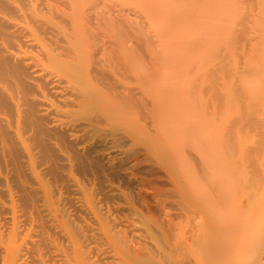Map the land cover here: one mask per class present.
I'll return each instance as SVG.
<instances>
[{
    "label": "bare ground",
    "instance_id": "6f19581e",
    "mask_svg": "<svg viewBox=\"0 0 264 264\" xmlns=\"http://www.w3.org/2000/svg\"><path fill=\"white\" fill-rule=\"evenodd\" d=\"M134 1L0 0V264H264V93L233 98L245 85L227 59L201 60L199 80L153 57L160 0L141 16ZM201 1L161 15L182 37L205 8L253 7V28L245 10L227 32L264 76V0ZM219 73L246 100L234 114Z\"/></svg>",
    "mask_w": 264,
    "mask_h": 264
},
{
    "label": "rangeland",
    "instance_id": "374dc122",
    "mask_svg": "<svg viewBox=\"0 0 264 264\" xmlns=\"http://www.w3.org/2000/svg\"><path fill=\"white\" fill-rule=\"evenodd\" d=\"M134 1V0H133ZM139 1V2H138ZM138 1H134L133 2V5H134V8H135V11L136 10H138V16L141 14V12H143V13H145L144 11H145V9H144V5L145 4H147L146 3V0H138ZM143 1V2H142ZM156 0H152V5H156V7L157 8H159V9H161V11L163 12V14H169V13H173V14H176V13H178L179 12V10L180 9H178L179 7H180V4H182V0L181 1H179L180 3H172V2H170V0H163V2H162V0H160V1H158L159 2V4L161 5H158V3H156L155 2ZM205 1V0H204ZM141 2V3H140ZM156 4H155V3ZM161 2V3H160ZM177 2V1H176ZM138 3V4H137ZM154 3V4H153ZM203 0L201 1V7L200 8H205L204 6H203ZM217 3V2H216ZM218 4V3H217ZM217 4H215V5H217ZM140 5V6H139ZM167 5V6H166ZM177 5L179 6V7H177ZM214 5V7L216 8V6ZM220 6H222L221 5V3L219 4ZM219 5H217V7L219 8ZM174 6V7H173ZM181 6H183V5H181ZM136 7L137 8H139V9H136ZM213 7V6H212ZM212 7H211V9H212ZM225 7V6H224ZM228 6H226L225 7V9L222 11V15L221 16H217L218 14L220 15V13H217L215 16H217L216 17V19H214L213 18V13H214V11L215 12H219L220 10L218 9V8H214L213 10V12H212V14H211V11H210V7H208L209 9L207 10L206 8H205V16H212L211 17V19H209V17L207 18L209 21H207L206 20V18H204L203 19V17L201 16V20L199 21V23L197 24V25H195V26H193L194 27V29H196V30H194V29H192L193 27H190L192 30H193V32L192 31H190L191 29L189 28V19L188 20H185L184 21V28H182V26H181V32L182 31H184V34H183V36L182 37H179V32H176L174 29H173V27H172V25L170 26L169 24H166L165 23V18L163 17V15H161L162 14V12H161V14H157V15H159V17L157 16H155V17H153V18H151L150 19V21H149V23H148V27L147 28H145V29H147V31L149 32V30H148V28L150 27V29H152L150 32H153V34L152 35H156L157 37H156V39L157 40H159L160 42H161V44H160V42L158 41L157 42V40H155V41H153V44H154V42H156L155 44L156 45H160V46H155L154 48H153V46L155 45H153L152 46V49H153V53H154V55L155 56H153V57H156V58H160V59H166V60H168V61H170L171 59H172V63H176L177 64V62H181V66L180 65H178L177 64V66H180L179 68H180V70L183 72V73H187V75H189L190 76V78H192V79H196L195 78V76L197 77L198 76V78H199V80H200V77L202 76L201 74H205V71L207 70L208 71V69H205V68H209V71L211 70V69H213L212 67H214V64L218 61V62H222V61H224V60H228V64L231 66H233V73H234V77H237L236 79H238V80H240V82L242 83V81H243V84H238V83H240V82H238L237 83V86L238 85H241L242 87H243V85H245V89H240L239 88V90H237L238 89V87L237 88H235V87H233V83L232 82H234V81H232L231 82V80H235V78H233V79H231V78H229V79H231V80H229V83L228 84H226V82H225V78L227 77H225L223 74H221V73H219V77H218V79L221 81V83H220V81H218V79H217V77L214 75L213 77H216V79H217V81H215V78H214V80H213V77H212V79H210V82H211V80H213L214 81V83L216 84H214V86H217L218 88H216L215 87V89L217 90V91H215V93L216 92H218V91H220V93L222 94L223 93V95H224V101H225V103L221 100V98H220V102L222 101V103H220V105H222L223 104V106H221V107H223V109H230L231 110V108L230 107H232L233 108V110H231L230 112L231 113H235V111L237 110V108H240L241 106L243 107L244 106V101H246L245 100V96L247 97V96H252V95H254V93H255V91L257 90V88L258 87H260V88H258V90L257 91H259V90H261V91H259V92H262V93H264V87H262V85H264V76H262V75H258L257 76V74H255V70H257L256 68H258L257 67V65L255 64V63H257V59L255 60V57H254V59L253 58H249V57H247L246 55H245V52H247V53H249V55L252 53L251 51L252 50H244L245 49V47H244V45H246L247 46V43L246 42H244V41H242V40H239V41H241L242 42V44H239V45H242V46H239V48H241V51L243 50V52L241 53V52H239V53H236V52H234V51H238L237 49H239V48H237V47H235V45L236 46H238V43H241V42H236L237 44H235V43H232L231 42V44L234 46V48L232 49L231 47H233L232 45L230 46V41H231V36H230V34L227 32L228 31V28H229V26L232 24V26H234L235 24H237V22H239L240 21V19L242 18V15H244L246 12L248 13L249 11V14L251 13L252 14V17H251V19L248 17L249 16V14H248V16H243V21L241 20L240 22H241V24H242V22H244V23H247V24H249V26L251 27V28H253V21H254V19H252L253 18V16H255L256 14H254V13H256V11L254 10V8L253 7H251L250 9H249V7L247 8L246 6H241V7H244V8H242V9H240V11L242 10V13H241V16H239L240 14V11H237V7L238 6H236V8H235V6L234 5H231V9H230V11L228 10V9H226ZM230 7V6H229ZM233 7V8H232ZM246 7V8H245ZM166 8H168L167 10H166ZM181 8V7H180ZM183 8V7H182ZM199 8V9H200ZM234 8H235V10H236V12H233V13H230V14H233V16H235V17H231V15L229 14V12H231V10L233 9V11H234ZM253 8V9H252ZM247 9H249V10H247ZM218 10V11H217ZM228 10V11H227ZM244 10V11H243ZM245 10H246V12H245ZM166 11V12H165ZM201 11V10H200ZM227 13H226V12ZM254 11V12H253ZM165 12V13H164ZM196 12V11H195ZM197 12H198V9H197ZM209 12V13H208ZM245 12V13H244ZM247 13H246V15H247ZM207 14V15H206ZM209 14V15H208ZM237 14H239L238 16H237ZM250 14V15H251ZM224 15V16H223ZM225 15H228L226 18L229 20V21H227V22H229L228 23V26H226V24H227V22L225 21L226 19H225ZM141 16V15H140ZM214 16V17H215ZM232 18H230V17ZM218 17H220L221 19H222V21L221 22H218V21H220V18H219V20L217 19ZM244 17H248L247 18V20H245V18ZM142 18V17H141ZM158 18V19H157ZM240 18V19H239ZM156 19V20H155ZM213 19V20H212ZM250 19V21L252 20V22L250 23V21H248ZM139 21L141 20V19H138ZM160 20V21H159ZM203 20V21H202ZM212 20V21H211ZM141 21H143V20H141ZM162 21V22H161ZM201 21L203 22V24L201 23ZM210 21H211V23H210ZM218 22V26H216L217 25V22ZM205 22V23H204ZM215 22V23H214ZM224 22V23H223ZM230 22H231V24H230ZM233 22V23H232ZM164 24V25H162V24ZM208 23H210L211 24V26H206ZM150 24V25H149ZM202 24V25H201ZM210 24H208V25H210ZM213 24H215L214 26H213ZM147 25V24H146ZM201 25V26H200ZM240 25V24H239ZM238 25V26H239ZM244 25V24H243ZM167 26V27H166ZM186 26H187V28H186ZM203 26H204V28H206V30L208 31L209 30V32L207 33V34H209V36H207L206 35V31H205V29L203 28ZM232 26H230V27H232ZM241 26V25H240ZM245 26V25H244ZM247 26V25H246ZM245 26V27H246ZM200 28H201V30H200ZM237 28H239V27H237ZM190 29V30H189ZM203 29H204V32H203ZM213 29V30H212ZM215 29H217L216 30V32H214L215 31ZM219 29L222 31V32H220L219 31ZM246 29V28H245ZM248 30V29H247ZM168 31V32H167ZM189 31H190V33L191 34H189ZM200 31H202V32H200ZM220 33H223L222 35H220V37L218 36L219 35V32ZM248 31H251V30H248ZM247 31V33L248 34H251V32H248ZM149 32V33H150ZM197 32V33H196ZM198 32H199V35L202 33L203 34V38H205L204 36H207L205 39H201L202 37V34L199 36V35H197L198 34ZM187 34V35H186ZM218 34V35H217ZM190 35V36H189ZM199 36V37H196V36ZM227 35V36H226ZM178 36V37H177ZM185 36H187L186 38H185ZM196 37V38H194L193 39V37ZM215 37V38H213V37ZM177 37V38H176ZM219 37V38H218ZM252 37H254V35L253 34H251V36H250V38H252ZM184 38V39H183ZM212 38V39H211ZM217 38V39H216ZM169 39V40H168ZM191 39H193V40H191ZM198 40V43H197V41L196 40ZM199 39H201V40H199ZM254 39V38H253ZM203 40V41H202ZM220 40V41H219ZM221 40H223L222 42H224V43H222V44H224V45H222L223 47L225 46V52L222 50V47H221V45L219 44V42H221ZM173 41V42H172ZM188 41V42H187ZM191 41V42H190ZM192 41H193V43L194 44H198L196 47H194L195 45L193 44L192 45ZM194 41H196V42H194ZM199 41H200V44H199ZM214 41V42H213ZM216 41H219L218 42V45H220V46H217L216 44H217V42ZM252 41V40H251ZM248 41V43L249 44H253L254 42H256V41ZM179 42V43H178ZM184 42V43H183ZM228 42V43H227ZM159 43V44H158ZM172 44V45H170V44ZM174 43V44H173ZM187 43V44H186ZM190 43V44H189ZM202 43V44H201ZM205 43V44H204ZM212 43L214 44V43H216L215 45L217 46V47H219V49H220V47H221V49H220V53L222 54V51L224 52V53H226L227 52V50H228V55L227 54H225V55H218L219 53H211V51H212V49H213V47H215L214 45L211 47V45H212ZM246 43V44H245ZM184 44H186V45H184ZM235 44V45H234ZM248 44V45H249ZM188 45H192L195 49H194V51H192L193 50V48H192V46L190 47L189 46V48L190 49H188ZM207 45H209V46H207ZM177 46H178V48H177ZM182 46V47H181ZM156 47L157 48H159L158 50L156 49ZM185 47H186V49H185ZM216 47V48H217ZM244 47V48H243ZM167 48V49H166ZM181 48V49H180ZM199 48V49H198ZM201 48H203V50H200ZM208 48V49H207ZM236 48V49H235ZM243 48V49H242ZM247 48H249V49H252V45L251 46H248ZM157 51H159L160 50V52H161V54H160V56L162 57H159V55H158V53L159 52H157ZM183 49V50H182ZM192 49V50H191ZM207 49V50H206ZM187 52H186V51ZM190 50V51H189ZM197 50V51H196ZM202 52V55H200L201 54V52ZM206 50V51H205ZM192 51V52H191ZM207 51L209 52L210 51V53H207ZM213 51H214V49H213ZM216 51V50H215ZM214 51V52H215ZM239 51H240V49H239ZM197 52H199V54L197 53ZM182 53H183V55H182ZM186 53H187V55H186ZM195 53V54H194ZM206 53H207V56H206ZM259 53H261V55H262V57L260 56V55H258ZM259 53L256 55L257 57L259 56V57H261V59H259V57H258V59L260 60V66H264V54H262V53H264V45H262V47L260 48V50H259ZM185 54V55H184ZM189 54H190V56H189ZM194 54V55H193ZM230 54V55H229ZM236 56H235V55ZM185 56H187V58L185 57ZM201 56V57H200ZM206 56V57H205ZM234 58H232V57ZM245 56V57H244ZM168 57H170L169 59H168ZM190 57H192V58H190ZM236 57L240 60L241 59V61H239L238 59H236ZM256 57V58H257ZM185 58V59H184ZM190 58V59H189ZM243 58V59H242ZM248 60H247V59ZM179 59V60H178ZM193 59V61H190V60H192ZM204 59V60H203ZM232 59L234 60L233 61V64L231 63H229L230 61L232 62ZM249 59H251V61L249 60ZM187 60H189L188 62H187ZM201 60L204 62L205 61V63H206V61H209V62H207V64L206 65H208V66H205L203 63H201ZM242 60H244L245 62L246 61H248V64H250L251 65V62H252V64H253V66L251 65V69H250V72H247V74H246V76H243L242 77V75H244L245 73L243 72V69H242V72L244 73H240L239 71H237V70H239V68L241 69V67L243 66V64H242V66H240L239 64L240 63H244V61H242ZM195 61H200V63L198 62L197 63V65H195ZM213 61H215V63L213 62ZM240 63H239V62ZM171 62V61H170ZM179 62V63H180ZM186 62V63H185ZM235 62H236V64L238 65H235ZM250 62V63H249ZM255 62V63H254ZM187 63H188V65H190V66H188L187 65ZM194 63V65L193 66H195L194 68H198V69H194V68H191V67H193V66H191L192 64ZM211 63V64H210ZM258 63H259V61H258ZM220 64V63H219ZM219 64H216V65H219ZM203 65V66H202ZM216 65H215V67H216ZM229 65H227V66H229ZM254 65H256V66H254ZM240 66V67H239ZM259 66V65H258ZM183 67V68H182ZM186 67V68H185ZM188 67H190V68H188ZM214 67V68H215ZM219 67V66H218ZM256 67V68H255ZM188 68V69H187ZM204 68V69H203ZM254 68H255V70H254ZM185 69V70H184ZM190 69H192L191 71H190ZM193 69H194V71H193ZM227 69H228V67H227ZM237 69V70H236ZM184 70V71H183ZM197 70V71H196ZM230 70V69H229ZM252 70L254 71L253 73H254V75L252 74ZM259 70H260V67H259ZM190 71V72H189ZM192 71H193V73H192ZM245 71V70H244ZM249 71V70H248ZM236 72H237V74H236ZM188 73H192V75H190V74H188ZM195 73V74H194ZM257 73L259 74V71H257ZM193 74H194V76H193ZM206 74H207V72H206ZM218 74V73H217ZM221 74V75H220ZM186 75V74H185ZM201 75V76H200ZM238 75V76H237ZM257 76L258 77V79L260 78V79H262V82H261V80L259 79L258 81L260 82V86H259V82L258 83H256L255 81H257V79L255 80V79H252V76L254 77V76ZM207 76V75H206ZM223 76V77H222ZM249 76V77H248ZM211 77V76H210ZM240 77V78H239ZM257 77H255V78H257ZM220 78H222V79H220ZM227 79V78H226ZM242 79H244V80H242ZM224 80V81H223ZM242 80V81H241ZM237 81V80H236ZM235 81V82H236ZM247 81V82H246ZM217 82V83H216ZM219 82V83H218ZM234 82V83H235ZM246 82V83H245ZM211 83H213V82H211ZM230 83H232V84H230ZM256 85V87L254 86V84ZM218 84H221L220 86H222V89L220 88V86H218ZM225 84V85H224ZM236 84V83H235ZM254 87H253V86ZM235 86V85H234ZM241 86H239V87H241ZM235 88L236 90H234V91H236V92H232V89L233 88ZM241 87V88H242ZM227 88V89H226ZM244 88V87H243ZM251 88H253V89H251ZM256 88V89H255ZM262 88V89H261ZM226 89V90H225ZM231 89V90H230ZM255 89V90H254ZM223 92H222V91ZM241 90V91H240ZM251 90L253 91V92H251ZM226 93H225V92ZM237 91H239V92H243V91H245V95H243L244 94V92L242 93V94H238L237 95V93H239V92H237ZM258 92V93H259ZM228 93V94H227ZM230 93L232 94V96H233V98H234V96L235 95H237V96H240L241 95V97H242V95L244 96L243 97V99H244V101L242 100V98H240V99H238L237 97H235V98H237V100H240L239 101V105H240V107L238 106V101H237V103L233 100V98H231V97H229V95H230ZM253 93V94H252ZM219 94V93H218ZM227 94V95H226ZM247 94H249V95H247ZM255 94H257V93H255ZM223 95H221L222 97H223ZM248 98V97H247ZM223 99V98H222ZM228 99V101H226ZM230 99H231V102L233 103V104H229V103H231L230 102ZM248 99H250V98H248ZM235 102H233V101ZM260 100V103H258V105H256L257 104V102ZM259 100H256L257 102H255L256 104L254 105V103H253V105L254 106H256V107H254V106H252V105H249V106H252V107H254V109H256L257 111L258 110H260L259 111V113H261L260 114V116L259 117H264V112H262V111H264V109H262V108H264V107H262V106H264V99H259ZM241 101H243V103H241ZM251 101V103H252V100H250ZM246 103H248V101L246 102ZM242 104V105H241ZM232 105V106H231ZM235 105V106H234ZM236 105H237V108H235L236 107ZM246 105V104H245ZM248 105V104H247ZM246 105V106H247ZM241 107V108H242ZM248 107V106H247ZM235 108V109H234ZM240 108V109H241ZM245 108V107H244ZM262 109V110H261ZM239 110V109H238ZM256 111V112H257ZM258 113V114H259Z\"/></svg>",
    "mask_w": 264,
    "mask_h": 264
}]
</instances>
